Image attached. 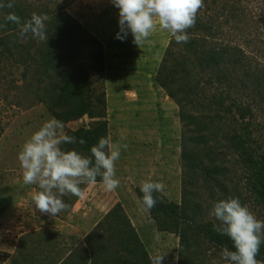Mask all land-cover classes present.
<instances>
[{
  "label": "rangeland",
  "instance_id": "obj_1",
  "mask_svg": "<svg viewBox=\"0 0 264 264\" xmlns=\"http://www.w3.org/2000/svg\"><path fill=\"white\" fill-rule=\"evenodd\" d=\"M20 1L28 2L33 8L47 6L51 11L63 10L101 42L104 62L106 60L102 73L96 75L90 70L91 60L84 62V68L89 71L92 97L102 91L105 97L109 96L110 113L106 109L108 137L112 138L113 143L127 144L128 147L121 148L120 158L115 163L116 178L120 181L115 191L106 192L100 183L80 185L84 190L83 198L71 194L63 197L69 205L67 210L55 217L41 213L31 200L32 193L38 189L35 185L23 183L18 153L30 136L52 118L48 104L41 101L47 89L41 83L43 77L38 60L44 41L29 34L24 42L20 41L18 48L9 47L12 54L0 45V197L12 196L11 206L0 220V264H61L70 250L83 243L90 231L117 203L122 206L148 255L166 252L162 264H179V238L158 232L148 214H133L137 209L130 201L131 194L140 189L132 176L134 160L144 162L153 157L158 162L159 152H165L161 159L171 158L177 171L175 186L159 180L165 185L161 194L178 205L183 196L184 204L195 209L196 223L218 224L219 221L210 215L211 209L216 202L229 198H239L257 219L264 221V203L251 191L245 170L237 157L225 148L220 136L206 146H190L193 152L210 153L211 157L205 160L204 166L217 168L215 179L206 177L202 170L182 173L179 108L175 114L177 132L174 140L158 141L155 125L156 116H161L158 108L160 101L151 104L145 103L144 99L149 101L153 98L147 88L150 84L155 91L158 89L154 77L170 39L174 38L169 32L157 28L149 37L151 43L145 42L139 47L133 43L130 32L123 41L116 38L120 31L119 9L113 6L111 0ZM246 5L254 15L252 23L243 27L242 32L247 36L241 39L239 30L234 29L229 40L234 43L243 40L247 50L254 56L256 67L264 71V0H250ZM49 20L45 22L47 28ZM216 73L215 70L198 74L199 88L196 94L190 95L191 104L183 102L184 111L193 115L219 113L215 98L229 95L231 99L226 100L224 106L235 101L237 106L251 110L252 115L247 116L245 122L251 121L249 131L254 139L252 148L256 152H264V92L256 95L247 89L230 87L228 83L217 81ZM238 73L236 78L241 77V72ZM208 76L213 79V83L209 82ZM134 95L138 102H133ZM231 108L228 113L224 110L220 113L222 121H216V124L229 134L240 133L243 123L237 109ZM160 119L157 120L159 125L170 128L168 120ZM92 121L84 117L68 123L64 131L86 128ZM122 135L125 137L123 140L120 139ZM159 143L172 149H159ZM123 155L126 157L123 158ZM121 162H125L128 167L125 174L117 169ZM120 193L121 201L128 204L126 207L117 201ZM187 236L194 264H227L221 256L223 249L191 232Z\"/></svg>",
  "mask_w": 264,
  "mask_h": 264
},
{
  "label": "trees",
  "instance_id": "obj_2",
  "mask_svg": "<svg viewBox=\"0 0 264 264\" xmlns=\"http://www.w3.org/2000/svg\"><path fill=\"white\" fill-rule=\"evenodd\" d=\"M249 1L203 0L204 6L197 13L195 26L187 29L189 41L178 44L174 38L170 39L154 83L179 108L182 173L202 170L206 177L215 179L217 168L204 166L205 160L211 157L210 153L193 152L190 146H206L220 136L225 148L237 157L245 170L251 191L264 203V152H256L252 148L254 139L249 131L251 121L245 122V118L252 115L251 110L237 106L235 101L224 106L226 100L231 99L226 95L215 98L219 113L193 115L184 111V105L192 103L190 95L196 94L199 88L198 74L204 71L216 70V80L228 83L230 87L247 89L256 95L264 92V71L256 67L253 54L247 50L243 40L241 43L229 40L234 29L239 30L241 39L247 36L242 32L243 27L252 23L254 18L252 11L247 9ZM0 3L7 4L8 0H0ZM10 12L21 17V22L30 19L33 12L46 14L50 18L46 27L48 40L44 41L38 59L43 77L41 83L47 88L41 101L48 104L51 116L62 121L64 128L68 123L84 117L93 120L86 128L65 129V133L74 136L76 142L61 145L64 150L74 149L83 156L91 157V147L101 137H108V122L105 92L92 97L89 71L84 68V62L91 60L90 70L96 75L102 73L104 54L101 42L61 9L51 11L47 6L33 8L26 1L15 0L14 8H0V45L10 54L9 47L15 49L20 44L19 25L6 22L5 19ZM238 71L241 77L236 78ZM212 81L209 77V82ZM231 107L237 109L243 123L240 133L229 134L216 124V121H222L220 113L223 110L230 112ZM80 140L84 143H80ZM97 183H101L99 177ZM135 194L137 199L142 198L140 189ZM154 196L157 204L147 212L158 232L179 238V264H194L188 232L202 237L219 249L235 250L231 239L216 232L213 223L194 221L195 209L184 204L183 196L179 205L159 192L154 193ZM11 203L12 196L0 197V220ZM148 257L136 230L122 206L117 203L90 231L84 242L70 250L61 264H151ZM256 258L264 262V242Z\"/></svg>",
  "mask_w": 264,
  "mask_h": 264
},
{
  "label": "clouds",
  "instance_id": "obj_3",
  "mask_svg": "<svg viewBox=\"0 0 264 264\" xmlns=\"http://www.w3.org/2000/svg\"><path fill=\"white\" fill-rule=\"evenodd\" d=\"M119 9V40H125L129 32L133 43L140 47L157 28L166 30L176 43H187V29L195 26L198 11L204 6L203 0H111ZM15 0L0 8L12 9ZM6 22L19 25L18 38L24 42L29 34L39 41L48 40L46 21L49 17L33 12L30 19L21 22L14 12L6 16ZM125 139L123 135L120 138ZM76 142L74 136L67 135L62 121L52 117L45 121L22 145L18 160L25 185H35L32 203L41 213L55 217L68 209L63 197L71 194L83 198L80 185H95L97 177L106 192L115 191L120 184L116 178L115 163L120 158L121 148L127 144L113 143L112 138L101 137L91 147V157L83 156L74 149L64 150L61 145ZM80 143H84L80 140ZM162 182L144 181L140 185L142 198L138 202L144 210H151L157 204L154 193L164 192ZM210 215L218 224L214 230L231 239L234 251L224 248L221 256L227 264H264L257 260L260 246L264 242V221L256 218L239 198H229L216 202ZM165 253L150 254L151 264H162Z\"/></svg>",
  "mask_w": 264,
  "mask_h": 264
},
{
  "label": "crops",
  "instance_id": "obj_4",
  "mask_svg": "<svg viewBox=\"0 0 264 264\" xmlns=\"http://www.w3.org/2000/svg\"><path fill=\"white\" fill-rule=\"evenodd\" d=\"M106 63V60L105 62ZM148 91L151 93V96H153V98H150L149 101H147L146 99L145 100V103L146 102H151V104L156 101H160L159 102V111L161 112V116L160 115H157L156 116V125H155V129H156V135H157V139L158 141H160L161 139H163L164 141H168V142H171L174 140L175 136H176V132H177V124H176V119H175V114L177 113V110H178V107L177 105L172 101L170 100L166 94L164 93V91L160 88H156V91L155 89L153 88V86L150 84L148 87ZM106 109H107V113H110V100H109V96L106 95ZM134 101L133 102H138L137 100V97L136 95H134L133 97ZM143 102V104H145ZM121 110L124 111V108H122ZM160 118H163V119H166L168 120L171 124L170 125V128H167V126H162V125H159L158 122L161 121L162 119ZM159 120V121H157ZM155 132V131H154ZM151 135V134H150ZM168 148V150L172 149L171 146H162L160 143L158 144V148ZM165 152H163V154H160L159 152V155L157 158H159L158 162H157V159L156 161H154V158L151 157L149 161H144V162H140L138 160H134V166H132V176L134 177V181L138 183V188H140V185L142 182L144 181H153V182H156L157 180H162V181H165V183L169 186H175V181L177 179V171H175V167H173V164H172V160L170 157H168L167 159H161L162 156L164 155ZM126 157V155L124 156L123 155V158ZM161 159V160H160ZM148 162V164H147ZM150 162V164H149ZM156 162V163H155ZM147 165V167L145 168V166ZM144 166V168H142ZM127 168L126 165H125V162H121L120 166H118L117 169H120V171H122L124 174L126 173L127 171ZM130 169V168H129ZM161 182V181H159ZM102 184V183H100ZM119 195V194H118ZM121 193H120V196L118 197L117 201L122 203L123 206L126 207V205L128 204H125V201L124 203L121 201L122 197H121ZM131 203L133 204L134 208L137 209V211H134L133 214L137 215V214H141V215H147L148 212L147 210H144V208L141 206V204L138 202V199L135 195V192L134 194L132 193L131 194ZM143 209V210H142ZM144 211V212H143ZM149 215V214H148Z\"/></svg>",
  "mask_w": 264,
  "mask_h": 264
}]
</instances>
